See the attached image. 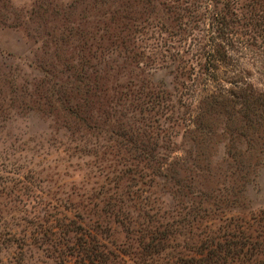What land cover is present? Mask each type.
Here are the masks:
<instances>
[{
  "label": "rangeland",
  "instance_id": "rangeland-1",
  "mask_svg": "<svg viewBox=\"0 0 264 264\" xmlns=\"http://www.w3.org/2000/svg\"><path fill=\"white\" fill-rule=\"evenodd\" d=\"M260 94L264 0H0V264H164L255 234Z\"/></svg>",
  "mask_w": 264,
  "mask_h": 264
},
{
  "label": "trees",
  "instance_id": "trees-1",
  "mask_svg": "<svg viewBox=\"0 0 264 264\" xmlns=\"http://www.w3.org/2000/svg\"><path fill=\"white\" fill-rule=\"evenodd\" d=\"M252 104L253 105H246L245 107L250 109H260L264 107V96L260 94L253 99ZM239 105L243 107V100ZM205 133L207 134L208 131H205ZM167 172L169 173V182L172 183L170 186L172 188V198L179 200L180 198H178V195L181 182L182 186H186V184L181 181V179H177V177H179L178 170L169 169ZM167 177L168 176L165 178ZM175 179H177V182ZM187 188L189 189L190 186ZM207 210H209V212L211 211L210 208H205L204 211ZM260 213L261 215L259 217L257 216V219H254L258 221L257 224L261 221L259 229L255 231V234L243 233V230L239 231L237 234L235 232H228L222 236L223 242L218 239L217 235H214L218 242L213 244L214 238L210 231L205 235L204 241L200 240L202 244L199 242L195 244L196 254L192 256L170 257L164 264H264V212ZM171 217L172 220H176L174 216ZM195 219L196 216L191 217V219H188L186 222L189 223ZM205 222V226H211L214 223L213 220L211 223H209L208 220ZM169 225H172V222L162 217L161 220H157V225H152L146 230V233H148L147 237H151L152 239L155 237L157 242L169 238L173 235V233H170L167 229ZM162 226H164L163 229L161 228ZM205 242L206 244H204Z\"/></svg>",
  "mask_w": 264,
  "mask_h": 264
}]
</instances>
